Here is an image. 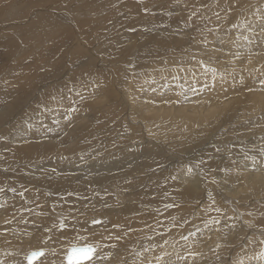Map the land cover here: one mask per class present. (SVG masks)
Listing matches in <instances>:
<instances>
[{"label":"rangeland","instance_id":"1","mask_svg":"<svg viewBox=\"0 0 264 264\" xmlns=\"http://www.w3.org/2000/svg\"><path fill=\"white\" fill-rule=\"evenodd\" d=\"M23 4L25 7H22L24 6ZM249 11L252 14L253 11L257 12L258 15L264 14V0H24V2H22V0H0V88L10 89V93H12L6 97L0 95V103H2L0 106L6 103L7 101L5 100L7 99L19 102L24 101V98L28 99L21 107L19 114L15 116L11 122L0 125V167H2L0 169V176L3 175L0 178V204L6 201L9 203L14 202L13 206L1 208L3 211H6V213H0V220L5 219L7 229L11 232H17L29 228L30 232L33 233L32 237H41L43 235H48V232H50L52 235H59L65 238L64 244L71 242L76 236L75 233L71 231V234H64V231L59 229L61 222L65 221L64 216L68 217L67 209L76 206L75 210L79 212V214L83 213L84 216H88L94 212L93 209H96L99 203H102L101 199L103 197L99 199V192L97 193V191H94L92 194L91 191L93 190H90V188H88V191L91 194H87V200H82V196H79L78 193L76 194V192L68 186L64 188L61 187V185L50 186L46 184L47 187L39 188L36 184L29 182L28 184L26 183V187H19L18 185L23 182L20 177H26V174H31L36 178H39V176L42 177V180L50 177L58 179L61 176H65L64 174L73 166L72 168H76L77 170L80 168L79 171L82 173H87L88 175L93 173L95 174L94 178H97V176H100L99 174L104 171L119 169V167H121L120 165L127 167L126 165L129 164L128 166H131V171L136 168V165H143L142 160L144 158V152L142 147L136 149L134 147L136 146L135 143L132 145L134 148H131L134 154L129 151L130 154L128 152V155L125 156L127 164L124 160L123 162L121 161L122 164H117V166L110 165L111 162L109 159L103 155L105 151H101L106 142L112 145L117 142L115 138L120 135H134V131L124 125L127 124L126 122H130V116L128 115L129 110L127 111L128 105L123 100V91L121 92L120 90L125 87V89L128 90V94L126 95L140 102L147 100L152 103L158 101L187 103L188 101H185L186 97H184L183 94L188 91H184L182 85L180 87H175L177 83L174 82L175 77L172 73L176 71L177 74H181L183 70L192 69L196 71L199 69L201 64L198 63V60L194 61L192 56H197L199 53L198 49L200 48H203V50L207 48H220L226 52L227 49H223L215 44L217 40H215V38L212 39L211 32L214 33V30L218 31L214 33L215 37L218 35L221 36V33L227 36V31L229 32L234 28H229L227 30L225 25L229 27L241 24L242 19ZM14 12L16 13L14 14ZM18 12L20 15H17ZM237 27L242 28L240 26ZM245 30H247V32ZM245 30H242L243 32L238 31V34L241 36L239 39H235L233 35H231V37L229 36V42L231 43L237 40L242 42V44L240 42L238 45L232 44L229 50L232 52V55H230L231 58L235 57V60H232L228 65L234 66L236 70L226 67L228 72L226 71L225 74L227 75L221 77L222 75H220L219 72V77L217 75L216 78L210 76V71L204 73L206 76L200 73H197V75L194 73L197 77H192L198 78L199 80H193L192 77V79L189 77V81H193L191 83H195V81L198 83V81L201 82L202 80L204 82L202 83L203 85H196L194 89H200L197 90L199 92L203 90L206 91L208 97L211 95H215L214 98L220 96L222 100L219 103H221L236 97L235 95L242 93L245 95V92L257 87L256 84H259V87H264V84L260 83L264 81V61L252 60L249 58L239 59L242 53L240 47L244 46L243 42H245L247 38V40L251 39V37H248L250 32L249 29ZM175 33L184 34L187 43L185 40L179 38H177L176 43L173 42V37L169 36ZM244 33L246 34L244 35ZM198 35H202V37ZM204 35L209 38L208 41L205 40ZM155 37H157V39ZM184 37L181 36V38ZM168 40H172V42L170 43ZM126 43L134 45L129 49L125 46ZM120 44L125 45L116 47V45ZM259 48L260 52L264 51L263 46L257 47L256 49L254 47L252 52H256ZM246 51L249 52L248 50ZM220 55L222 54L219 53L212 58L206 57V59L208 61H213V59H217ZM208 79L211 80L208 81ZM214 80H216V82ZM155 82L160 83L157 86L161 87L157 88ZM190 82H185L184 84L189 83L190 86ZM201 88L203 90H201ZM221 88L225 89L222 91ZM246 88L247 91H245ZM69 89H72V91L69 92ZM228 90H231V92H227ZM77 93H79V95H77ZM27 95L29 96L27 97ZM189 96L188 94V97ZM194 96L198 95H191V97ZM53 97H55V99H53ZM69 97H71V101ZM183 97L184 99L182 100ZM51 100L53 101L51 102ZM245 100L246 97L245 99L238 97V99L226 105H221L220 107L222 108L218 106V109H214L213 112L209 111L206 116L201 118L174 117L176 116V111L174 109L164 112L165 115L161 116L154 108L143 114L141 118L147 120L162 118L165 123L166 121L170 122V129L173 131L170 141H176L175 139L180 141L177 135L184 133V137H186L184 143L188 147L191 146L190 148H197L206 139L208 141L207 145H211V142H209L211 140L213 141V145H216L218 148L220 147L218 144H220L221 141L217 137L214 142L213 138L215 135L232 136L236 131H238L240 135H245L242 133H245L250 125L246 124L255 118L259 122L260 118L264 115V109L258 110V105H245L243 104ZM73 101L74 106L78 110L72 113L69 120H65L63 118L65 110L73 106ZM55 118L56 120L59 118L60 120L58 119L57 121H60V123L54 124L53 120H55ZM162 119L155 122L164 124ZM234 121L236 125H234ZM259 123H264V120H262V122L260 120ZM28 124H31L32 127L29 128ZM227 124L231 125V127L229 126L225 130H219L217 133H214V127L220 125L219 128L223 129ZM42 125H47V128ZM167 125L169 126L168 123ZM253 125H256V123L254 122ZM48 128L52 129V131H48ZM229 131H231L230 134L228 133ZM19 132H21V134L23 133L25 136L24 138H19L18 141L21 142L24 141V139L37 141L40 139L48 140L52 137L60 138L59 142L66 146L71 141L75 142L76 144L74 146L80 147L79 150L84 151L86 148L87 151H90L89 153L92 154V156L87 158L90 161H92L91 158H93V161L92 163L90 161L88 162L86 156L83 155L82 158H79L75 162H78L79 165L77 163L75 166L71 165V167H69L68 164V167H63L61 166V161H63L62 157L66 156L54 151L56 145H48L42 148L32 147L34 153H44V158L42 157L43 155H41L38 156L39 159H36L34 163L29 160L32 164H23V159L20 157L13 158L10 156L14 149H26L30 146L28 144H33V141L24 144L23 147L26 148L18 147L13 144L9 148L4 139L5 136H17ZM104 137L106 140H104ZM248 138L249 137L245 135V140L243 136L240 140L235 138L231 140H235L236 144H239L241 150L247 148L245 150L247 152L253 149L252 146L248 144V142L251 141L248 140ZM101 139L103 140L100 141ZM11 142H16V139H12ZM96 142L99 143L97 144ZM222 142V144H224V141ZM77 143L79 145H77ZM117 143H122V141ZM232 143L233 142L228 145L231 146ZM111 145H109V147ZM228 145H224L221 148ZM157 146L161 148L160 143H158ZM93 147L96 148V150H94ZM236 148L237 147H232V149L228 148L226 151L223 150L217 153V155L224 152L226 155L228 153L227 156H230L229 153L236 150ZM119 150H122V148ZM113 151L116 152V149L114 148ZM161 151L163 159L161 169H164L172 159L170 160L168 156V159L166 158L165 160L164 155H168V152L163 149ZM54 152L57 155L56 157L54 156ZM198 152H200V150L194 154V157L197 156ZM135 154L136 157L133 156ZM256 155H262V152H257ZM68 156L72 157V155ZM199 156L204 157L206 154L204 153V155L201 154ZM100 157H102V159ZM129 157L131 160H128ZM219 157L225 158V155H220ZM179 158L181 157L178 156L174 159ZM162 159H158L157 161ZM103 160L105 166L102 165ZM54 163L56 164L54 166L58 168H54V166L52 168ZM95 163L97 165H95ZM197 163L198 161H195V165H197ZM33 164H35V166ZM112 166L116 168L112 169ZM222 167L231 169L230 174H224L220 169L219 171L222 173L211 170L209 174H207L204 171V167L200 165L196 167V169H201V177L198 175L199 171L193 170L192 173H195L196 177L193 178L189 176L186 178H178L176 183L185 179L188 183H193V186L200 187L199 201L202 199L203 201L205 200L204 202H206V204H212L210 202H213L212 200L215 199L222 203L223 201L220 198V194L217 193L216 185L205 181L204 178L210 176L218 177V179L226 181L227 184L233 183V186H235L234 182L238 183L239 181L235 179L234 175L231 176V174L234 173L233 169L235 168L240 171L246 169L241 167L240 164L237 166L236 164L226 161L218 168ZM58 170H61V173H58ZM124 173H126V171H124ZM125 175L130 176L128 173ZM133 175H135V173L132 174L131 177ZM121 177L124 178V176ZM3 180L7 184H5ZM65 182L68 181L65 180ZM123 182L126 183V180ZM14 183L17 184L16 187L13 185ZM242 184L244 185V183ZM128 185L133 187L132 183ZM138 185L140 186V183L136 184L133 188H139ZM244 191L247 190H243L242 192ZM170 194L173 197L172 201H174V199H176L175 194L173 191H171ZM161 197L162 196L158 194L157 198ZM117 198L128 199L129 197L127 198L126 195L124 197V193L123 195L118 193ZM140 198H142L144 202H138V205L142 203L138 214H140V217L143 216L146 218L144 221L148 219L149 223L154 222L143 215L145 209L148 207V202H145L147 199L146 195H140ZM251 203L255 204L254 207H251ZM222 204L224 206L228 205V203ZM169 205L174 206L175 201L174 203L170 202ZM178 205L179 204L175 205V207H178ZM239 205L241 207L243 206L244 210H248V212H243L242 215H246V213L251 215V213L256 211L254 214L257 215H252L251 220H253L254 217H257L255 219H261L260 216H264V207H262L264 206V201L263 204L261 202L259 204L258 200H250L249 203L246 202ZM259 205H261V207ZM50 206H52V209L63 212L58 214V221H51L46 218L45 215H40L44 208ZM32 209L34 211H31ZM189 209L191 218H193L192 215L196 213L198 208L192 206L191 203ZM256 209L260 211L257 212ZM24 213H27L29 216L24 217ZM236 214L239 216L237 211ZM236 214H234L233 217H236ZM34 215L41 217L38 220L41 223L40 227H36V223L32 224L28 221L29 219H33ZM219 215L221 216V214ZM69 216L72 218L74 212H71ZM9 218L11 220L6 221ZM94 219H100L103 222L102 217H96L92 220ZM139 222H141L140 219L137 223ZM127 225L131 224L127 223ZM142 225L144 227V225L147 224L140 223V227ZM151 228L152 227H148L147 229L142 228L141 231L144 233L140 231V243L154 234V228ZM255 228V230H263L262 227ZM0 231L5 232V236L11 235V239L23 238L21 234H12L11 232L8 233L2 230V226H0ZM48 237H46L45 240H47ZM11 239L10 241L7 239L0 240L1 248L12 245L13 242ZM132 241L136 242L138 239H133ZM115 242L116 241L112 239L110 240V243L114 246ZM253 242L260 243V240L254 239ZM64 244L62 246L60 245L61 248L64 247ZM22 245L26 246L24 244L19 246ZM17 254H14V256L18 259L20 252L18 251ZM205 255H207V253L201 258L205 257ZM0 256H4V259L0 260V264L16 263L14 262V258V261L10 260L11 258L8 260V252ZM117 257L118 256L114 259V264H116Z\"/></svg>","mask_w":264,"mask_h":264},{"label":"bare ground","instance_id":"2","mask_svg":"<svg viewBox=\"0 0 264 264\" xmlns=\"http://www.w3.org/2000/svg\"><path fill=\"white\" fill-rule=\"evenodd\" d=\"M22 2H24V0H22ZM22 7H25V5ZM19 12L17 13V15L19 14ZM15 13L16 12H14V14ZM237 26H240L242 28H238ZM225 28H227V30L229 28L231 29L234 28V29H232L229 32L227 31L228 33L227 36L224 34L222 35L221 33V36L216 34L218 35L217 37H215L214 33L215 32L217 33L218 31L214 30V33L211 32V37L212 39L215 38V40H217L215 42L217 46H220L223 49H227L226 52H224L220 48L208 49L206 47L207 49L205 50H203V48H200L198 49L199 53L197 54V56L195 55L192 56L194 61L198 60V63L201 64V66H199V69H197L196 71L192 69L186 71L183 70L181 74H177L176 71L172 73V75L175 77L174 82L177 83L175 87H180L182 85L184 91H188L187 93L183 94L184 97L189 98V99L185 98V101H188L187 103H181V102L174 103L171 101L170 102L158 101L152 103L147 100H144V102H140L126 95L128 94V90L125 89V87L123 88L121 87L122 89L120 91L121 92L123 91L122 92V94L124 95L123 100L128 105L127 111L129 110L128 115L130 116L129 118L130 122H126L127 124L124 125H126V127H128L130 130L134 131V135L132 134L127 136L120 135L119 137H116L117 136L116 135L115 139L117 140V142L122 141V143L115 142L111 145V143L109 144L106 142L104 147H102L101 151H105L103 155H105V157L109 159V161L111 162L110 165L117 166V164H122V162L126 159L125 156L128 155L129 151H131V153L134 152L133 150H131V148L135 147L136 149L137 148L139 149V147L140 148L142 147V150L144 152L143 153L144 158L142 160L143 165L141 166L140 164L136 165V168L132 171L130 170L131 166H128L129 164L126 165L127 167L120 165L121 167H119V169L116 170L113 169L116 167L112 166V169L114 171L107 170L102 172L101 174L97 173L100 176L94 178L95 174L93 173L88 175L87 173H82L81 171H79L80 168L79 170H77L76 168H72L73 166L71 167V165L75 166L78 163V162L75 163L76 160L82 158L83 155H85L86 158L92 156V154L89 153L90 151H87L86 148L83 151V150H79L80 147L78 148L77 146H74L76 144L75 142L71 141L66 146L63 143L59 142L60 138H53V137L48 140L40 139L37 141L24 139V141L21 142L18 141L19 138L25 137L23 133L21 134V132H19L20 134L18 133L17 136L16 135L8 136V137L5 136L4 139L6 140V145L9 148L12 146V144L17 145L18 147L26 148L23 147L24 144H27L29 141H33V144H28L30 146H28L26 149H14L12 155L10 156L13 158L20 157L21 159H23L22 161L23 164H32L35 162L36 159H39L38 156L41 155H43L42 157L44 158V153L41 152L34 153L32 147L42 148L48 145H56L54 151L64 154L63 156H66V157H62L63 161H61L62 163L61 166L68 167L69 164V167H71L69 171L64 174L65 176H61L58 179L50 177L45 180H42V177L40 176L39 178H36L33 177L31 174L29 175L26 174V177H20V179L23 180V182L18 185L19 187L20 186L26 187L29 182L32 184H36L37 187L39 188L40 187L45 188L46 184H49L50 186L61 185V187L64 188H67L68 186L70 189L76 192V194L78 193L79 196H82V200H87V194H91L88 191V188H90V190L91 189L93 190L91 191L92 194L94 191H97V193L99 192L98 198L99 199L100 197L103 198L101 199L102 203H99V206H97L96 209H93L94 212L88 216H84L83 213L79 214V212L75 210L76 206L67 209L68 217L64 216L65 221L61 222L64 224V228L61 231H64V234H71L72 233L71 231H73L76 236L74 237L73 240H71V242L66 244H64L65 238L59 235H52V233L50 232H48V235H43L41 237L39 236L32 237L33 233L30 232L29 228L17 232H11L6 227L5 219L0 220V226H2V230L7 231L8 233L11 232L12 234L23 235V238L20 237L19 239L18 238L11 239V235L5 236V232L0 231V240L7 239L8 241H10L11 239V241L13 242V244L10 245L9 247L1 248L2 246H0V255L6 254V252H8L9 253V256L7 257L8 260L9 258H11L10 260H13L14 258L15 261L14 260L13 261L16 262L15 264H25L26 263L25 256L29 251L44 249L46 253L45 257H43L40 261L36 262V264H65L64 257L66 256L67 251L70 247L78 246V245L86 246L91 244L96 246L97 248L96 258H94V260L91 262H85V264H114V259L116 256H118L116 260V264H264V260L258 258V254L260 253L261 249H264V243H261L262 241H264V216H260L261 219H255L257 217H254L253 220H251L252 215L254 216L257 215L254 214L256 211L254 213H251V215L247 213L246 215H242L243 212H248V210L247 211L244 210L243 206L241 207L239 205L241 203H246V202L249 203L250 200H258L259 204L260 202L263 204L264 201V154L256 155L257 152L264 153V123H259L260 120L261 122L262 120H264V115L261 118L257 116L258 118H260L259 122L256 118L248 122L246 125L249 124L250 125L245 133L244 132L242 133L241 131L242 129L240 130L242 134H245L247 135V137H249L248 140H251L250 142H248V144H250L249 146H252L253 149L247 152L245 151L247 148L241 150L239 148V144H236L235 140H231L232 138L240 140L242 136L244 139L245 135H240V133H238V131L236 130L235 133L233 132L234 135L232 136L231 135L220 136V134L217 136L215 135L213 138L214 142H215V138L217 137L221 141L220 144H218L220 145V147L218 148L216 147V145H213V141L211 140L209 141L211 142V145H207L208 143L207 139L197 148L196 147L190 148L191 146L188 147L184 143L186 138L184 137V133L177 135L179 136L180 141H178L175 138L174 139L176 141L174 140L170 141V138H172L171 134L173 133V131L170 129L171 126L170 122L165 120L166 121L165 123L164 120L160 118L163 120L164 124H158L155 121L160 119L147 120L141 118L143 114L149 112L152 108L156 109V112L161 116L165 115L164 112L174 109L176 111L175 112L176 116L174 117L183 116L184 118H201L206 116L209 111L213 112L214 109H218V106L220 107L221 105H226L238 99V97L241 99H245L246 97V100L243 101V104L245 105H249V104L258 105V110L264 109V87H259V84H256V86L259 87L260 89L254 87L249 91H247L246 88L245 89V91H247L245 92L246 96L244 95V93H242L239 95H235L236 97L230 98L228 100L219 103L222 100L220 99V96L214 98L215 95H211L208 97L207 96L208 93L204 91L202 88H201V90H203L202 92L197 91L200 89L197 90L194 89L196 85L197 86L203 85L202 84L204 83L203 80L201 81L200 79L201 82L198 81L199 84L197 83V81H195V83H191L193 81L191 82L189 81V77L191 78L192 76H195L194 73H196V75L197 73H200L206 76L204 73L210 71L211 73L210 76L212 78H216L219 72L220 75H222L221 77H225V75H227L225 74L227 68L236 70L234 66L228 65L230 62H232V60H235V57L231 58L230 55H232L231 54L232 52L229 50L232 44L238 45L241 41L237 40L236 42H232V43L229 41L231 35H233L235 39L236 38L239 39L241 36L238 34V31H242L245 29H249L250 36L248 35V37H251V39L247 40L248 39V38L246 39L247 35L245 36L246 41L243 42L244 46L240 47L242 53L239 59L249 58L252 60L264 61V51L260 52V48H259L256 52L254 53L252 52L254 47L256 49L257 47L264 46V14L258 15L257 12L255 11H253L252 14L249 11L242 19L241 24L232 25L229 27L228 25L227 26L225 25ZM245 31L247 32V30ZM245 34L246 33H244V35ZM152 35H156V34H152ZM181 36L184 37V34L175 33L170 35L169 37H173L172 40L175 43L177 42V38L183 39L186 42V37L181 38ZM198 36L202 37V35L201 36L198 35ZM204 36H205V40L208 41L209 38L206 37V35ZM155 38L157 39V37ZM125 40H129V39H125ZM172 40L171 41L168 40V41L171 43ZM123 45L125 44L116 45V47ZM133 45L134 44L131 45V43H126L125 46H127L130 49ZM246 50H248L249 52H247ZM219 53L222 55H220L217 59H213V61L212 60L208 61L206 59V57L212 58ZM213 69L215 70V72L212 71ZM195 77L194 78L192 77L193 80L198 79ZM211 79H208V81ZM216 80L214 81L216 82ZM180 81L183 82L181 83ZM185 82H190L191 83L190 86L189 83L184 84ZM158 84L160 83L155 82L157 88L161 87V86H157ZM221 89L223 91L225 88H221ZM227 92H231V90H228ZM11 94L12 93H10V89L0 88V95H4V97H6ZM188 94L190 95L189 97ZM191 95L192 96L198 95V96L191 97ZM28 96L29 95H27V97ZM184 97L182 98V100L184 99ZM24 99L25 100L21 102L10 99L5 100L7 101L6 103H4L5 105L3 104L0 106V125L3 123L6 124V122L7 123L11 122L15 118V116L19 114L21 107L23 106L25 101L28 100L27 98ZM52 101L53 100H51V102ZM254 122L256 123V125H253ZM167 123L169 124V126L167 125ZM233 123L234 125H236L235 121ZM229 126L231 127V125L227 124L223 129H221L219 128L220 125H217L216 127L213 128V130H215L214 133H217L219 130H225ZM228 133L230 134L231 131H229ZM33 138H41V137H33ZM12 139H16V142H11ZM102 140L103 139H101L100 141ZM104 140H106L105 137ZM222 141H224V144H222L223 143ZM231 142L233 143L231 146H229L228 144H230ZM134 143L136 144V146L133 147L132 145H134ZM158 143H160L161 148L163 150H166L168 152L167 153L168 155L166 156L163 153L165 160L166 158L168 159V156L170 157V160L172 159L171 162L168 163V165H166V168L164 169H161L163 164L162 151H161L162 149L157 146ZM77 145L79 144L77 143ZM109 145L111 146L109 147ZM182 145L185 147H183ZM224 145H228V146L221 148ZM232 147H237V148L236 150L229 153L230 156H227L228 153L226 155V153L224 152L217 155V153H220L223 150L226 151V149L228 148L232 149ZM114 148L116 149V152L113 151ZM120 148H122V150H119ZM93 149L96 150V148L94 147ZM217 149L219 150L217 151ZM198 150H200V152H198L197 156L194 157V154ZM204 153L206 154V156L204 157L199 156L201 154L204 155ZM68 155H72V157ZM220 155H225V158L224 157L220 158L219 157ZM54 156L55 157L57 156L55 152H54ZM133 156L136 157V154ZM178 156H180L181 158L174 159ZM102 157L100 158L102 159ZM158 159H162V160L157 161ZM29 160H31L32 163ZM91 160L93 161V158H91ZM128 160H131L130 157ZM87 161L89 162L90 160L88 159ZM92 161L90 162L92 163ZM195 161L198 162L204 161L203 163H200V165L204 167V171L207 174H209L211 170H214L217 173L224 172V174H230L231 169H227V167L218 168L222 166V163L224 161L231 162L233 164H236L237 166L240 164L241 167L246 168L245 170L242 171L235 168L233 169L234 173L231 174V176L234 175L235 179H238L239 181L238 183L234 182L235 186H233V183L227 184L226 181H224L223 179H218V177L210 176L204 178L205 181L214 183L216 185L217 193L220 194V198L223 201L222 203L224 204L228 203L229 206L228 205L224 206L220 201L218 202L215 199L212 200L213 202H210L212 204H206V202H204L205 200L203 201L202 199L201 202L199 201L200 187L193 186V183H188L185 179L176 183L178 178H186L189 176L193 178L196 177L195 173L192 172L189 173L187 171V168L188 166H190V164L194 168V170H196L197 172L199 171L198 175L200 177L202 176L200 175L202 174L200 173L201 169L200 168L196 169L195 167L196 166ZM102 162H103L102 165L105 166L104 160ZM124 162L126 163V160ZM33 165L35 166V164ZM54 165L56 164L54 163L52 165V168ZM95 165L97 164L95 163ZM55 167L56 166H54V168ZM1 168L2 167H0V169ZM219 169L222 170V172L219 171ZM124 171H126V173H124ZM58 173H61V170H58ZM127 173L130 174V176L125 175ZM134 173L135 175L131 177V175ZM2 176H0V178ZM121 176H124V178ZM65 180L68 182H65ZM124 180H126V183L123 182ZM129 183H132L133 187L136 186V184L140 183V186L138 185L139 188L138 187L133 188L132 186L128 185ZM242 183H244V185ZM5 184L7 183L5 182ZM13 185L15 187L17 186L16 183H14ZM243 190H247L250 194L247 191L242 192ZM171 191H173V193L175 194V198L177 200L174 199V201H175V205L179 204L178 207H175V205L174 206L171 205L169 208L167 207L170 202L174 203V201H172L173 197L170 194ZM122 192L124 193V197L126 195V197L129 198L128 199L117 198L118 193H121L123 195ZM158 194L161 195L162 197L157 198ZM140 195H146L147 199L145 202H148L147 205L148 207L145 209L143 215L148 217L150 221H154V222L149 223L148 219H147L148 222L146 220L145 222L144 219L146 218L143 216L140 217V214H138V212L140 211V206H142V203L138 205V202H144L143 199L140 198ZM165 196H169V197H165ZM191 203L192 206H196L198 208L196 210V213L192 215L193 218H191L190 209H189V205ZM13 204L14 202L9 203L7 201L3 204H0V213L5 214L6 211H3V209L1 208L13 206ZM250 205L251 207H254L255 204L251 203ZM259 206L261 207V205ZM51 207L52 206L44 208L41 211L40 215L42 216L45 215V217L51 221L53 220L58 221L59 219L58 214L63 212L52 209ZM217 209H219V211H217ZM256 210L257 212L260 211L258 209ZM31 211L34 210L32 209ZM236 211L237 213H239V216L238 214H236ZM69 212L70 214L71 212H74V216L72 218L69 216L70 215ZM219 214H221V216ZM234 214H236V217L235 216L233 217ZM26 216L28 217L29 215L27 213H24V217ZM96 217H102L103 222L97 225L92 224L93 221L92 219ZM40 218H41L40 216L34 215L33 219H29L28 221L31 222L32 224L36 223V227H40L41 223L40 221H38ZM139 219L141 222L137 223ZM10 220L11 219L9 218L6 221H10ZM94 220H100V219H94ZM217 220L219 221V223L218 224L214 223V221ZM127 223H130L131 225H127ZM140 223H146L147 225H144V227L142 225L140 227ZM148 227L154 228V232H153L154 234L151 235L147 240H144L140 243L139 240L140 231L142 230V228L147 229ZM255 227H262L263 230H255L256 229ZM193 233L194 235L190 236ZM46 237H48L47 240H45ZM182 237H188V239L185 240L182 239ZM111 239L116 241L115 242L116 247L112 243H110ZM133 239L135 240L138 239V241L133 242L132 241ZM254 239L260 240V243L253 242ZM21 244H24L26 246L23 245L19 246ZM63 244L64 247L61 248ZM18 251L20 252V255L19 258L17 259L14 256V254H17ZM205 253H207V255L201 258L202 256H204ZM1 259H4V256H0V260Z\"/></svg>","mask_w":264,"mask_h":264},{"label":"snow or ice","instance_id":"3","mask_svg":"<svg viewBox=\"0 0 264 264\" xmlns=\"http://www.w3.org/2000/svg\"><path fill=\"white\" fill-rule=\"evenodd\" d=\"M213 72H215V70H212ZM261 84H264V81L260 82ZM72 89H69V92H71ZM77 95H79V93H77ZM53 99H55V97H53ZM63 99V98H62ZM69 100L71 101V97H69ZM45 110L47 111V109L45 108ZM78 109L74 106V101H73V106L69 107L65 110V113L63 115V118L65 120H69L72 113L76 112ZM54 124H58L59 121L57 120H53ZM43 127L47 128V125H42ZM28 127L31 128L32 125L28 124ZM48 131H52V129L48 128ZM219 149H217L218 151ZM264 154V153H262ZM204 161H200L197 163L196 167L200 166V163H203ZM193 167L190 165L187 168V171L189 173L193 172ZM171 205H168L167 207H170ZM217 211H219V209H217ZM102 221L100 220H93L92 224L96 225V224H101ZM214 223H219V221H214ZM60 228L63 229L64 228V224L61 223L60 224ZM194 235V233L192 234ZM182 239L187 240L188 237H182ZM261 243H264V241H262ZM96 253H97V248L94 245H86L84 247H71L68 251L67 254L65 256V264H85V262H91L94 260V258H96ZM46 253L44 249H37V250H31L29 251L26 256H25V260H26V264H36V262L40 261L43 257H45ZM258 258L261 260H264V249H261L260 253L258 254Z\"/></svg>","mask_w":264,"mask_h":264},{"label":"water","instance_id":"4","mask_svg":"<svg viewBox=\"0 0 264 264\" xmlns=\"http://www.w3.org/2000/svg\"><path fill=\"white\" fill-rule=\"evenodd\" d=\"M72 247H73V246H72ZM75 247H84V246H79V245H78V246H75ZM70 248H71V247H70ZM70 248H69V249H70ZM69 249H68V250H69ZM64 258H65V257H64ZM64 261H65V259H64Z\"/></svg>","mask_w":264,"mask_h":264}]
</instances>
